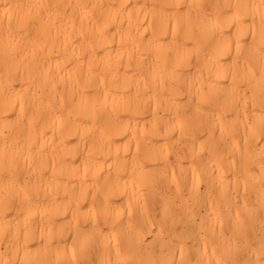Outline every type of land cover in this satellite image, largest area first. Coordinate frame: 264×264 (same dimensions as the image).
<instances>
[{"label": "bare ground", "instance_id": "obj_1", "mask_svg": "<svg viewBox=\"0 0 264 264\" xmlns=\"http://www.w3.org/2000/svg\"><path fill=\"white\" fill-rule=\"evenodd\" d=\"M0 264H264V0H0Z\"/></svg>", "mask_w": 264, "mask_h": 264}]
</instances>
